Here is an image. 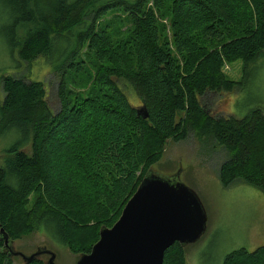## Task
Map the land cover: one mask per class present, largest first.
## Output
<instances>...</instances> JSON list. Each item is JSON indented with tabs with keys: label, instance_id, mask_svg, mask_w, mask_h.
Wrapping results in <instances>:
<instances>
[{
	"label": "trees",
	"instance_id": "16d2710c",
	"mask_svg": "<svg viewBox=\"0 0 264 264\" xmlns=\"http://www.w3.org/2000/svg\"><path fill=\"white\" fill-rule=\"evenodd\" d=\"M13 1L23 12L11 53L29 65L46 58L59 79L60 109L49 104L45 80L1 76L0 132L15 130L21 139L0 162V264H21L1 228L15 241L44 226L72 253H90L167 142L191 133L226 150L225 187L241 180L264 192L262 108L238 118L209 113L202 103L209 92L239 87L226 63L242 60L246 71L263 53L264 0ZM75 76L92 82L85 96L68 89ZM142 105L148 118L137 114ZM164 263L190 264L185 247L168 248ZM222 264H264V246L234 250Z\"/></svg>",
	"mask_w": 264,
	"mask_h": 264
},
{
	"label": "rangeland",
	"instance_id": "374dc122",
	"mask_svg": "<svg viewBox=\"0 0 264 264\" xmlns=\"http://www.w3.org/2000/svg\"><path fill=\"white\" fill-rule=\"evenodd\" d=\"M8 1L0 0V103L4 99L1 76L13 73L26 80H45L49 104L58 111L59 79L53 74L46 58L43 60L40 57L31 65L19 60L17 54L13 60L9 42L17 33L16 18L21 17L23 9L18 10L16 1L12 0L14 5ZM42 10L43 7H40V11ZM112 17L113 14H109L102 23H107ZM125 29L124 26L121 31ZM56 46L60 49L65 47V43L58 42ZM243 67L242 60L225 64L226 75L241 83L232 92H209L204 95L202 103L209 113L240 118L252 108L260 107L264 111V51L254 62L248 64L246 71ZM75 80H79L81 85H74L72 82ZM88 82L90 84L85 83V77L82 81L75 76L69 81L68 89L72 90L74 97L85 96L92 85L91 81ZM129 93L132 94L130 101L136 106L141 105L132 91ZM18 139H21V134L15 130L5 131L4 134L0 132V162L4 161L8 149ZM25 149L28 150L29 145ZM69 150L70 147L67 146L66 159ZM225 160L227 152L224 148L215 146L211 138L201 139L191 133L188 138L180 141L170 139L162 158L151 167L153 172L163 178H170L180 172V180L197 192L205 206L208 214L207 231L199 241L185 247L190 264H222L225 257L234 250L246 248L253 251L264 246V192L241 180L225 187L219 177L220 167ZM63 161L64 159L61 163ZM49 232L54 235L53 229L42 226L11 244L14 250L26 255L44 247L56 254L57 264H77L81 255L72 253ZM15 257V263L24 262L21 256ZM41 258L48 262V254H43Z\"/></svg>",
	"mask_w": 264,
	"mask_h": 264
},
{
	"label": "water",
	"instance_id": "95a60500",
	"mask_svg": "<svg viewBox=\"0 0 264 264\" xmlns=\"http://www.w3.org/2000/svg\"><path fill=\"white\" fill-rule=\"evenodd\" d=\"M137 114L149 117L144 105ZM208 214L197 192L180 180V172L163 178L151 169L129 199L118 221L100 231V239L77 264H165V253L176 242L186 247L207 231ZM5 246L14 256L31 262L43 254L57 264L56 254L41 247L31 255L16 251L1 228Z\"/></svg>",
	"mask_w": 264,
	"mask_h": 264
},
{
	"label": "flooded vegetation",
	"instance_id": "af4514ba",
	"mask_svg": "<svg viewBox=\"0 0 264 264\" xmlns=\"http://www.w3.org/2000/svg\"><path fill=\"white\" fill-rule=\"evenodd\" d=\"M48 258H50V256L48 255ZM49 260V259H48Z\"/></svg>",
	"mask_w": 264,
	"mask_h": 264
}]
</instances>
